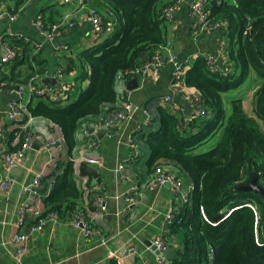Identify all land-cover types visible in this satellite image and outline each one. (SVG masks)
Wrapping results in <instances>:
<instances>
[{"label": "trees", "instance_id": "obj_1", "mask_svg": "<svg viewBox=\"0 0 264 264\" xmlns=\"http://www.w3.org/2000/svg\"><path fill=\"white\" fill-rule=\"evenodd\" d=\"M16 1L17 7L26 2ZM105 1L104 26L112 23L113 33L83 54L87 71L83 69L79 82L89 80L88 86L65 107L50 101L28 107L33 118H46L62 129L70 157L77 146L80 123L104 117L106 108L108 113L118 109L117 79L132 77L131 71L167 43L160 0ZM208 1L213 23H227L224 32L229 40L230 72H214L205 58L197 59L185 71L184 85L199 96V107L205 113L186 118L159 107L154 117L157 127L137 135L143 143L141 150L148 153V175L166 163L175 168L179 178L196 185L169 224L170 234L165 235L174 241L175 258L169 264H264V198L240 189L254 174L264 187V0ZM18 41L19 46L12 45L18 51L17 59L20 50L24 54L30 51L24 41ZM253 74L259 84L253 95V113H248L239 98L233 100L228 114L224 94L238 90ZM26 135L22 132L20 144ZM213 139L216 143L211 150H200ZM13 143L14 133L9 136V151L16 150ZM76 172L74 162L69 161L57 174L49 193H42V215L34 218L29 228L52 213L62 222L78 212L90 220L86 209L95 208L96 192L92 184L85 185V190L78 181L80 175L93 180L98 173L86 163L79 174ZM179 218L182 222L178 224Z\"/></svg>", "mask_w": 264, "mask_h": 264}, {"label": "crops", "instance_id": "obj_2", "mask_svg": "<svg viewBox=\"0 0 264 264\" xmlns=\"http://www.w3.org/2000/svg\"><path fill=\"white\" fill-rule=\"evenodd\" d=\"M86 1L91 3L88 2V6L100 10L102 16L100 32L94 31L88 11L79 6L78 0H30L23 2L18 7L16 0H0V131L5 137L0 138V148L7 147V150H10L9 136L17 131V125H19L12 123L6 115L10 103L17 101L16 97L10 93L13 87H21L33 77L36 78L40 86H55L57 81L54 85L45 83V79H57L59 74L62 75L63 80L74 83L76 87L77 85L88 86L89 80L81 82V84L79 82L83 69L87 71L86 62H82L83 54L110 37L113 33V24L108 23L107 26H104L106 17L102 11L105 13V3L107 4L105 0ZM179 1L172 21H164L167 50L161 51L162 55L168 59L169 54H176L179 64L185 68V71L191 69L197 59L212 56L216 58L217 65L221 69L226 68L230 72L232 61L230 62L228 53L227 32H224V28L209 29L196 37L193 29L195 19L190 10V4L194 0ZM229 1L233 2V0ZM159 3L161 7H165L169 3H176V0H160ZM12 15L17 17L16 21H11L10 16ZM62 18H67L66 22L75 23V26L63 31L54 41H47L37 26L38 20L44 23V28H48ZM18 37L28 39L31 44L39 45L40 50L35 53L33 46L30 45L28 47L30 51L24 54L20 47L22 51L20 50L17 60L2 64L1 59L6 54L4 43L18 45ZM157 50L159 49L157 48ZM173 71L174 66L167 62L159 71L146 70L143 74L132 76L129 79H126L124 75L117 79L118 102L116 107L123 108L124 105L130 103L134 111V119L118 131L116 139H108L104 136L102 128L97 124L99 118H88L80 123L76 134L77 146L73 153L74 158L81 155L83 151L82 133L84 129H95L96 138L101 142L98 149L88 153V156L99 159L103 163L102 167L89 165L97 171L98 177L91 180L89 176L80 175L78 181L85 190L87 189L85 185L92 184L93 190L100 184L103 187V192L108 195L106 198L108 214L106 216L101 215L97 208L86 209L92 224L91 228L99 230L100 234L88 241L81 231L73 226V217L63 222L60 220L50 221L29 236L26 242L27 251L22 260L18 261L16 260L18 244L14 241L15 236L21 232L28 234L29 225L36 218L30 216L25 227L18 229V212L21 204L31 197L30 188L35 176L43 175L40 193L46 191L49 193L57 174H60L70 161L62 129L46 118H33V123L28 130L33 147L12 171L16 183L11 194L7 196L0 193V264H112V261H117L109 259L111 252L120 251V254L126 252L130 236L127 233H122L124 228L130 227L132 231L139 233L146 244L161 233L170 234V228L165 224L163 218L157 217L155 212L150 211V208L153 207L159 213H161L160 210L166 212L170 209L169 204L176 202L175 198H172L173 193L170 189H163L159 195L147 194L143 204L130 207L125 212L123 219H120L117 213L127 205L125 201L116 202L114 198L128 187V183L120 179L115 172L119 162L131 154L130 147L127 145L128 140L135 137L142 147L143 143L138 139L137 134L141 131L149 132L157 127V124L154 123L148 129L138 130L144 120L143 111H149L154 118L157 108L165 107L173 113L171 104H175L179 109L177 112L179 115L188 117L196 113L197 107L190 96L194 91L185 85L176 86ZM256 78V75L253 74L247 81H253ZM133 79L137 80L139 86L137 89L129 91L128 82ZM256 87L258 85L247 90L243 89L241 96L249 114L253 113L252 101ZM167 97H170L172 102L167 101ZM69 99L70 97L63 102L51 103L57 104V107H65L69 104ZM42 101L49 100L35 97L27 105L35 107ZM108 112L109 109L106 108L103 115ZM51 140H57L58 146L42 150V145ZM144 154L143 151L136 165L132 167L141 181L149 176L146 164L143 165L141 161ZM74 164L77 168L76 173L79 174L80 167L84 162L78 161ZM162 164L164 167L170 166V170H175L171 165ZM3 172L4 164L1 163L0 175ZM178 204L182 206L183 202L178 201ZM136 216L137 218L143 216L146 223L135 222ZM103 238H110L106 246L101 245ZM140 247L143 248L142 245ZM149 258L152 260L154 255H150ZM122 264L135 263L132 259H128Z\"/></svg>", "mask_w": 264, "mask_h": 264}, {"label": "built area", "instance_id": "obj_3", "mask_svg": "<svg viewBox=\"0 0 264 264\" xmlns=\"http://www.w3.org/2000/svg\"><path fill=\"white\" fill-rule=\"evenodd\" d=\"M26 2L30 0H24ZM88 1L78 0V4L81 8L88 11L90 19L92 21L94 31L100 32L102 30V16L101 13L95 8L88 6ZM180 1L176 0V3L169 4L165 6L162 10V19L166 22H171L176 9L178 8ZM209 5L208 0H194L190 4V10L195 19L194 22V32L195 36L199 37L203 32H206L209 29L224 28L226 22H215L211 20V12L207 9ZM11 21H16L17 17L15 15L10 16ZM67 18H62L60 21L51 24L48 28H44V23L41 20H38L37 26L42 31L44 37L47 41L51 42L56 39V37L66 31L69 28H73L75 23L66 22ZM23 40L28 46H33V51L37 53L40 50L39 45L31 44L28 39L19 38ZM6 54L1 59L2 64L10 63L12 60H16L18 57V51L12 48V45L8 42H5ZM159 50L152 56L151 59L144 62L140 67H137L131 71L132 76H138L143 74L146 70H155L159 71L167 62L171 63L174 66L173 79L174 84L178 87L184 85V73L185 68L179 64L178 57L176 54H169L168 59H166L161 51L167 50L166 46H161ZM170 53V52H169ZM206 61L212 68L214 72H222L223 75H228L229 69H221L217 65L216 58L212 56H205ZM57 83L55 86H40L38 85L36 78H31L26 84H23L21 87L16 86L10 90V93L16 97L17 101L11 102L6 115L12 123H17V131L14 133V145L17 146L15 151H9L6 148H0V164H4V172L0 175V193H3L7 196L11 194V191L16 183V179L12 176V171L16 165L22 159L25 158L26 154L32 149L33 142L28 134V130L32 125L33 117L28 111L27 103L30 102L35 97L45 98L50 102L59 103L67 100L69 98V93L75 88V84L72 82H67L63 80L62 75L59 74L56 79ZM193 103L196 105V113L193 115H203L205 113L204 109L199 107V96L197 94H190ZM167 101L172 102L170 97L166 98ZM171 110L174 114H177L178 108L175 104H171ZM144 120L139 127V131L143 129H148L154 123V118L152 114L144 110L143 111ZM188 116L186 118H191ZM134 119V111L130 103L123 106V108H118L115 111L107 113L104 117L100 118L98 126H100L104 132V136L108 139H116L118 136V131L123 129V126H127ZM22 132H26L23 142L20 144V138ZM83 139L84 144L82 146V153L78 157H70V161L78 162L83 161L89 165H95L102 167L103 163L96 158L88 156V153L95 151L100 147V140L96 138V131L91 129L83 130ZM0 138H5L2 132L0 131ZM121 143V142H120ZM127 145L130 147V155L124 158L117 165L115 172L119 175L120 179H123L128 183V187L118 193L115 196V201H125L126 207L117 213V216L120 219L124 218L125 212L133 206H139L143 204L144 199L147 194L153 193L157 194L163 189H170L174 195L176 205H171L170 209L165 213H159L155 207L150 208L151 212H155L157 217H162L165 224L169 226L172 223L177 215L180 212L179 207H177L178 201L187 203L190 199V196L196 191V185L184 181L182 178H179L174 172L166 173L163 166H157L153 173L149 175L145 180L141 181L136 171L132 170V167L136 165L142 150L140 144L137 142L136 138H130L127 142ZM58 146L57 140L47 141L42 145V150H49L52 147ZM42 174H37L31 184V197L28 201H25L21 204L18 212V229H22L26 225V221L30 216L40 217L44 210L43 205V195L40 193L42 190ZM183 181V182H182ZM201 188V185H200ZM94 206L98 209L101 215L108 214V206L106 202V195L103 192L102 185L98 184L94 189ZM229 215L226 214L225 217ZM55 214H50L47 219L41 221L37 226H33L29 229L28 234L20 233L15 236L14 241L18 244L16 252V260L21 261L23 255L27 251L26 242L29 239V236L33 233L40 230L46 223L58 221ZM73 226L81 231L83 236L91 241L94 236L100 234L99 230L92 229L91 221L83 213H76L73 217ZM138 220H135V222ZM182 222V219H178V224ZM128 226V225H127ZM122 233H127L130 237L127 241V249L124 254H120V251L111 252L109 259H116L118 264L124 263L128 259H132L135 264H169L170 261L165 257V253L172 249L174 242L169 241L165 238V234L161 233L155 236L150 240L151 246L144 243L139 233H136L126 227L123 229ZM110 241V238H103L101 240V245L106 246ZM142 245L143 248L140 247ZM153 247H156V250H153ZM159 252L157 254L156 252ZM213 253V250L210 251V257ZM150 255H154V258L151 260Z\"/></svg>", "mask_w": 264, "mask_h": 264}, {"label": "rangeland", "instance_id": "obj_4", "mask_svg": "<svg viewBox=\"0 0 264 264\" xmlns=\"http://www.w3.org/2000/svg\"><path fill=\"white\" fill-rule=\"evenodd\" d=\"M257 84H258V81H255V80H253V81H252V80H248L247 82H245V83H243V84L241 85V87L239 88V90H234V91H232V92L226 93L225 96H224V103H225V108H226V110H227V113L230 114V113L232 112V102H233V100H236V99L241 98V96L243 95V89L247 90V89H249V88H254ZM258 85H259V84H258ZM85 88H86V86H83V85H77V87L75 86V88L73 89V91H71V92L69 93V97H70V99H69V104L75 102V101L79 98L80 94L85 90ZM215 143H216V139H213V140H211L209 143H207V144H205L204 146H202V147L200 148V150L203 151V152H207V151L211 150V149L215 146ZM146 150H147V149H146ZM143 151H144V150L142 149V154H143ZM147 156H148V153H147V151H146L145 154H144V156L141 158V161H142L143 165H145L146 162H147ZM162 165H163V164H162ZM163 168H164V171H165L166 173H171L170 171H172V172H174V173L177 175V171H175V170H170V166H167V167H164V166H163ZM178 175H179V174H178ZM179 176H180V175H179ZM180 177H182V176H180ZM182 182H183V181H182ZM160 192H161V191H160ZM160 192L157 193V194H155V195H159ZM172 198H174V195L172 196ZM172 200H173V199H172ZM175 203H176V202H173V203H170V204H169V202H168L169 206H171V205H175ZM182 206H183V205H182ZM182 206L177 205V207H179L180 210H181ZM160 212H161L162 214L165 213V212H162L161 210H160ZM166 213H167V212H166ZM135 218H136L135 220L143 221V223H146V221H145V219L143 218V216H140V217H138V218H137V216H136Z\"/></svg>", "mask_w": 264, "mask_h": 264}, {"label": "water", "instance_id": "obj_5", "mask_svg": "<svg viewBox=\"0 0 264 264\" xmlns=\"http://www.w3.org/2000/svg\"><path fill=\"white\" fill-rule=\"evenodd\" d=\"M45 83H52L55 85L56 83V79H50L47 78L45 79ZM138 82L137 80L133 79L130 80L128 82V90L132 91L138 88ZM241 190H245V191H252L255 192L259 195H261L264 198V187L261 186L258 182V177L256 174H254V177L252 179V181L248 184L245 185L243 187H240ZM147 245L151 246V242L147 243ZM153 250H156V247H153ZM157 254H159V252H156ZM165 257L169 260L172 261L175 258V251L173 249H169L166 253H165Z\"/></svg>", "mask_w": 264, "mask_h": 264}]
</instances>
